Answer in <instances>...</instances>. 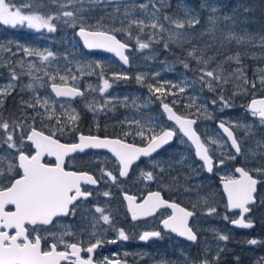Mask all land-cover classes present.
Segmentation results:
<instances>
[{"label":"snow or ice","instance_id":"6c2138e0","mask_svg":"<svg viewBox=\"0 0 264 264\" xmlns=\"http://www.w3.org/2000/svg\"><path fill=\"white\" fill-rule=\"evenodd\" d=\"M69 3L72 0H68ZM76 2L83 3V0H76ZM101 0H89V3H100ZM111 2V0H109ZM152 2V0H150ZM141 9L147 7L146 4H140ZM29 14H25V12ZM158 9H153L148 15L151 18V23L145 24L143 20H131V25H136L140 31L144 28H151L164 30V25L157 23L159 17L156 15ZM215 11V9H213ZM128 15V13H125ZM62 17L65 18V23L70 24L71 27L76 28L79 26L78 35L83 38L84 46L88 49H104L114 53L116 56L123 61L124 64L129 63V57L125 55V49L128 48V44L122 43L116 38L115 35L111 34L110 31H89L83 23L77 24V16L72 11H63ZM61 16H44L39 14L31 3L24 4L17 7L14 0H0V23L8 25L13 28L17 26H27L29 29H47L49 32L56 31L54 19H60ZM165 20H170L168 16L164 17ZM176 29H183L184 23L180 21H173ZM189 26L192 25L193 20L187 21ZM119 31V30H117ZM131 35V33H129ZM154 35V34H153ZM179 32L170 34L169 39L178 38ZM231 38V37H230ZM236 39H240L237 37ZM137 43L140 49L149 47L147 43H140L137 38ZM168 47L167 43L164 45ZM23 51L28 56H38L41 61H48L50 58H54V54L51 51H47V54L40 52L39 50H33L29 48H23ZM189 55H195L194 52H190ZM238 59V58H237ZM30 68H35V65L30 64ZM91 67V65H89ZM187 67V65H185ZM37 72L40 69H36ZM44 75L49 78L52 83L50 84L52 92L56 97H83L84 93L78 87L68 86V77L60 76L59 80L61 83H56L57 77L44 72ZM116 80L128 79L125 75L113 74ZM213 78L219 80L220 77H214L212 71L202 73L201 80L204 77ZM17 79L15 73L12 75V80ZM42 79L40 76L33 77L34 82H38ZM71 79L75 81L76 76H72ZM136 79L140 82L143 81L142 76H137ZM264 84V79L261 81ZM208 86L211 87V80L208 81ZM255 85L253 84V87ZM29 89L33 88V84L27 85ZM112 87L108 79L103 80L102 87L99 88L101 93H104ZM157 93L163 91V86L155 87L150 85L149 89ZM14 90L12 83L8 84L6 88H0V97L10 94V91ZM180 92H184V88L179 89ZM34 103L25 102L27 107L30 108H42L45 114H51V109L54 113L55 103H49V98L45 96L43 102L38 94L34 93ZM223 100V97H221ZM2 103V100H0ZM110 100H105L103 106L95 107L94 110L103 111L105 106L110 104ZM127 106V97L124 100ZM212 103H216L213 101ZM135 104V101H133ZM225 106H228V102H224ZM64 106L61 105V108ZM93 107V105H89ZM164 111L167 113L168 119L175 121L177 126L175 130H165L160 128L159 133H156V128L159 125L149 126L147 129L148 135H145L144 126L141 125L140 121L133 120L129 121L130 124L137 126L135 135L140 136L142 139H146L147 143L144 147H139L135 144L126 143L124 139L116 138H100L99 136H79V143L62 144L58 139H54L52 135H45L42 131H37L35 127L30 128V134L26 136V139L32 141L35 145V154L27 155L24 150L18 147L17 138L19 144H23L25 141L24 134V121H8L0 120V132H3V143L7 145L9 149H14L18 153V165L13 164L11 161L4 163L5 157L0 156V177H4L5 170L8 173L18 167L22 169V175L19 178L13 177L8 183H0V264H61V262H67V264H93L92 257L89 256L87 259L81 257L82 249L78 243H65L63 236L65 234L72 235L73 233L68 232L67 229L64 234L58 237L59 243L64 246L63 251H57V244L53 243L50 245L49 250L41 249V236L36 234L30 239L28 226H41L50 225L53 223L54 218H60L76 214L77 203L82 200H86L92 196L91 191L82 189L84 185H96L100 181L88 172H76L66 171L63 167L64 157L69 153H75L77 151L83 152L85 149H109L114 154L117 165H118V176L125 177L128 175L130 167L138 161L142 156L148 157L152 153L156 152L163 145L168 144L176 132L179 131L183 137L194 145L195 155L203 162L208 172L213 169V157L209 154V147L205 140H202L200 135L195 131L193 125L196 121L193 119L185 118L181 115H177L168 104L163 105ZM252 116L259 117L261 124H264V99L253 100L249 106ZM41 113L37 112V115ZM67 115V120L72 124L78 119V114L72 109L71 113H62ZM35 117H33V120ZM149 123L152 118H146ZM57 123L61 129L66 126V121L57 117ZM219 129H222V133L226 134L227 139L230 140V146L235 150L236 154H240L241 148L238 143L234 132L231 127L225 126V122H220L218 125ZM250 127L251 126H247ZM132 133H125V137ZM209 144H219L218 141L206 138ZM264 146V142H257V148ZM47 154L56 157V164L54 166L42 163V157ZM255 156V152L252 153ZM234 159L235 157H230ZM219 164H223L224 160L220 159ZM163 171V169H161ZM236 172L240 173L239 179L226 178L224 187L228 192V208L241 210L238 219L232 220L231 223L243 228H252V220L246 219V213L251 211L249 205L255 203L254 193L256 191V185L259 182L257 179L246 171L244 168H237ZM258 174H264V164L261 167L254 170ZM147 180H153V173L147 172L144 174ZM117 183V175H113L111 171L104 169L100 170V179ZM104 196H109V192H104ZM125 199L129 201V207L132 211V218L135 220L139 215H152V213L160 207H170L173 209V214L162 221L164 228L171 229V231L178 233L180 236L186 237L190 241H196L197 235L193 232L192 228L188 225V219L193 216V212L188 211L185 208H181L178 204L169 203L165 201L161 196L160 192L149 193L147 198L144 199L143 203L135 204L136 197L125 194ZM8 205H14V211H7ZM209 213H215V208H209ZM95 212L99 213V221H103L105 224H110V216L105 214V209L102 207H96ZM227 219V216H225ZM99 221H96L97 223ZM95 227V223L93 224ZM15 229L14 234H10L9 230ZM35 231V229H33ZM96 235V233H93ZM159 231L144 232L139 239L147 241L152 237H160ZM118 239L128 240L129 236L124 232L123 229L118 230ZM219 239L227 241L229 237L227 235H220ZM110 243H116L115 240L108 241ZM105 241L97 238L95 243L90 244L86 249L88 253H92L94 249L100 247ZM249 244L255 245L259 241L252 239L248 241ZM222 251V250H220ZM219 255L213 258V264L218 261ZM105 264H119V261L105 262ZM165 264V262H161ZM202 264H209L207 260L202 261Z\"/></svg>","mask_w":264,"mask_h":264},{"label":"flooded vegetation","instance_id":"af4514ba","mask_svg":"<svg viewBox=\"0 0 264 264\" xmlns=\"http://www.w3.org/2000/svg\"><path fill=\"white\" fill-rule=\"evenodd\" d=\"M195 2L200 6L203 4L202 0H195ZM68 83L77 86L75 82L69 81ZM78 86L82 87L88 95L89 92L86 91L85 85ZM30 93V91L13 92L3 101L5 105L8 98L13 97L18 100L19 105V99H21L17 121H24V124H29V127L24 131V143L22 145L19 144L18 138L17 142L18 147L22 148L27 155H34L36 151L34 143L26 139V136L30 134L31 127H35L37 131L44 132L45 135H52L62 144L79 143V133L121 138L125 142L141 147L147 143L146 139L135 135L136 131H123L116 124L107 125L102 115L100 116V122H96L94 120L95 112L88 108L81 110L79 106H85L80 103L78 98L74 100L59 99L51 93L56 100L68 101L78 108H74L75 111H79L75 124L67 120V115H62V113L70 114L71 110L69 109L57 107L54 113L50 109L51 118H49V114H45L44 109L27 107L24 101L30 99L32 102L34 100V95L31 96ZM162 101H165V99ZM37 112L41 114L37 115ZM33 117H35L34 120ZM57 117L66 121V126L62 129L57 123ZM0 120L11 123L15 121V116L14 118L2 116ZM165 128H168L167 123L163 129ZM197 130L202 140H205L209 147L210 154L215 159L214 173L210 174L206 171L203 163L197 159L193 145L178 132V138L181 137L182 140L177 139L171 147H166L153 156L140 159L131 166L128 175L125 177L118 176L117 161L114 154L110 151L90 149L83 152L69 153L64 157L63 167L66 171L88 172L100 182L96 185H81L82 189L91 191L92 196L77 203L74 216L54 218L53 223L50 225H26L32 234L29 238L31 239L32 236L39 234L41 236L42 250H49L50 245L56 243L57 251H63L64 246L59 243L58 237L64 234L67 229L68 232L73 234H65L63 236L65 243H78L82 249H85V251H81V257L87 259L91 256L93 264H105L106 261L114 262L117 260L119 264H161V262H165V264H202L204 260H207L209 264H213V258L217 255H219V259L215 264H264V174H258L252 169L254 164L260 165V163L254 159L251 161L245 159L244 142H242L239 134L235 131L241 152L236 154L230 147L227 155L235 158H231L232 160L230 161L224 160L223 164H219L218 161L220 159L217 156L218 151L215 150L214 144L207 142L206 138L208 136L200 129V126ZM125 133L132 134L125 137ZM3 136V132H0V151L3 154L2 156L6 158L4 163L11 161L13 164L18 165V153L14 149H9L3 143ZM225 141L230 146L228 141ZM184 151H186L187 158H184ZM168 155H174L178 159L176 167L179 173L168 172ZM56 162L55 156L45 154L42 157V163L44 164L54 166ZM239 166L251 171L253 176L261 180L256 195V202L250 206L251 211L245 215L246 219L250 218L255 223V226L248 230H235L231 227V221L238 219L241 211H230L228 198L221 184V181L226 180V178L237 179L239 174L235 170ZM101 169L111 171L113 175H117V183H112L107 178L101 180ZM147 172L153 173V180L146 179L144 174ZM173 174H176V178ZM19 175H22V169L18 167L13 173H8L5 170V175L0 177V180L8 183L13 177L19 178ZM183 176L186 178L184 179ZM187 179H190V185L187 183ZM104 192H109L110 195L104 196ZM154 192H160L165 201L182 205L194 213L189 221V226L197 234L196 241H189L178 236L171 229L164 228L162 221L173 214V210L170 207H160L152 215L143 218L135 220L132 218L125 194L136 197L135 201L140 203L147 194ZM200 196L206 197V200H201ZM187 197H191L193 203L187 200ZM215 202V213L210 214L209 211H201L200 207L203 203L210 206ZM96 207L105 209V214L110 216V224L99 221L100 214L95 212ZM6 210L14 211V205H8ZM216 213H219L222 218H213ZM225 216H227V219H225ZM96 221L99 222L97 223ZM94 223L95 227H93ZM202 223H205V225L213 223L214 230L212 232L207 230ZM217 228L224 229L221 232L229 237L227 241L219 239ZM119 229H123L129 236L128 240L118 239ZM151 231H159L161 236L152 237L147 241L139 239L144 232ZM14 232L15 229L9 230L10 234H14ZM93 233H96V235H93ZM97 238L105 241V243L94 249L92 253H88L86 249L90 244L95 243ZM252 239L259 241V243L255 245L249 244L248 241ZM112 240H115L116 243L108 242ZM61 264H67V262L62 261Z\"/></svg>","mask_w":264,"mask_h":264},{"label":"rangeland","instance_id":"374dc122","mask_svg":"<svg viewBox=\"0 0 264 264\" xmlns=\"http://www.w3.org/2000/svg\"><path fill=\"white\" fill-rule=\"evenodd\" d=\"M202 1L201 9L203 11L199 10L200 7L195 0H152V2L150 0H111V2L109 0H101L100 3H89V0H83V3L76 2V0H72L71 3L68 0H26L21 6L31 3L39 14L61 16V18L52 21L56 27L54 32H49L47 29L37 31L27 28L26 25L13 28L0 23V88H6L8 84L12 83L14 90H11L10 94L17 90L21 91L22 88L19 87V84L22 83L19 80L20 76H23V82H25L26 86L22 91H30L31 96L34 93L38 94L42 102L43 98L47 96L50 104L55 103V108H61V105H63L62 109L72 110L75 108L72 103L56 100L53 97L49 90V85L52 81L44 75V72L56 76L57 79L60 76H67L68 82L73 81L71 79L72 76H76L77 79L73 82L77 85H85L86 91L89 92L88 95L85 93L83 97L79 98V101L86 108L95 112L94 120L96 122H100V116L102 115L107 125L116 124L123 131L135 132L137 131V126L130 124L129 121L138 120L144 126L146 136L148 135L147 129L149 126L159 125L160 127L156 128V133L160 131V128H164L166 123L168 127L174 128L173 124L168 122L163 114L151 110L152 107H158L165 102L162 101L163 99H169L170 104L177 107L182 115L191 116L194 113L196 114L194 115L195 117L200 118V129L208 138L219 142L218 145L214 144L215 150L226 158L229 157L227 153L230 151V147L215 125L218 120H223L232 125L242 142H244L245 159L249 161L254 159L260 163V165H253L252 169L255 170L264 164V146L257 148L258 141L264 142V124H261L256 117L252 116L251 112L246 108L247 104L239 108H235V105L232 104L233 108L229 109L223 102L212 103L213 100L204 93L191 73L186 70H177V66L181 62L178 57L175 56L172 60L167 59L169 55L165 53V46L160 48L156 45L154 48L149 45L148 48L140 49L137 45V49L130 54V70L123 68L110 55H98L78 50L68 56H60L54 49L53 38L58 36V34L65 39V43L69 46L76 45L79 42L76 33L71 31L70 28L72 27L70 24L65 23V18L62 17L63 11H72L77 16V13L83 10L108 9L110 11H108L109 17L106 22L107 28L102 30L115 34L123 32L124 35L130 36L129 32L132 30V25L130 26L131 20H143L145 24H149L151 23V18L148 14L154 8L158 9L156 15L159 20L157 23L163 24L164 30L157 29L162 32L161 37L164 45L168 40L187 42L212 33L210 31L216 29L219 19H224L228 14L230 16L223 21L224 27L238 28L240 26L242 20L238 12L239 0ZM140 4H146L147 7L141 9L139 7ZM125 13H128V15H125ZM25 14L29 13L26 11ZM165 16L170 17L171 21L165 20ZM189 19L193 20L192 25L184 26L183 29H176L175 23H173V21H188ZM80 23L82 21L77 17V24L79 25ZM63 25L67 26L61 28ZM176 32L180 33L179 37L169 39L170 34ZM152 39L155 41L153 43H158L155 36ZM144 43L149 44V41ZM23 48L39 50L44 54H47V51H51L54 54V58H50L48 61H41L38 56L26 55ZM30 64L35 65V68H30ZM36 69H40V71L37 72ZM13 73L17 77L15 81L12 80ZM114 73L125 75L128 79L116 80L113 76ZM35 76H40L42 79L34 82L33 77ZM137 76H142L143 81H138L136 79ZM104 79H108L112 87L101 93L99 88L102 87ZM30 83L33 84L32 89L27 87ZM150 85L155 87L163 86V91L157 93L154 88L150 90ZM180 88H184L185 91L180 92ZM7 96L0 97V100L5 101ZM125 97H127V106L124 103ZM105 100H110L111 103L106 105L103 111L94 110L95 107L103 106ZM133 101H135V104H133ZM24 102L31 101L28 99V101ZM32 103H34V100H32ZM89 105H93V107H89ZM75 113L79 115L78 110ZM148 117L152 118L150 123L146 119ZM247 126H251L250 129ZM28 127L29 124H25L23 131L27 130ZM179 140H182V138L179 137ZM253 152H255V156L252 158ZM260 153L262 154L261 156H259ZM2 155L0 151V156ZM183 155L184 158H187L186 151L183 152ZM177 160L174 155H168L167 169L169 173L171 171L179 173L176 167ZM228 171L231 172L230 169ZM185 176H183L184 179L186 178ZM174 177L176 178V174ZM0 183H4V181L0 180ZM187 183L191 184L190 179H187ZM200 197L201 200H206V197ZM187 200L193 203L191 197H187ZM215 204L216 202L208 206L203 203L200 209L207 212L209 208H214ZM213 218L221 219L222 216L216 213ZM202 224L207 230L211 232L214 230L213 223H209V225ZM222 230L224 229L217 228L216 231L219 232V236L223 235Z\"/></svg>","mask_w":264,"mask_h":264},{"label":"trees","instance_id":"16d2710c","mask_svg":"<svg viewBox=\"0 0 264 264\" xmlns=\"http://www.w3.org/2000/svg\"><path fill=\"white\" fill-rule=\"evenodd\" d=\"M25 1L14 0L16 6H21ZM239 2L238 12L242 22L238 28L224 27L223 21L230 16L228 14L224 19H219L216 29L210 31L212 33L187 42L168 40V47L165 50V53L169 55L167 59L172 60L176 56L181 60L177 70H186L191 73L207 96L216 104L227 101L229 109L233 108L232 104L235 108L243 107L252 97L264 95V84L261 83L264 79V0H239ZM198 6L199 10L203 11L199 4ZM108 11L110 10L88 9L79 11L77 17L88 28L106 29ZM180 22H183L185 26L189 25L186 20H180ZM66 26L63 25L61 28ZM70 29L76 32L77 27ZM131 29L130 36L124 35L123 32H117V35L136 49L137 38L140 43L149 41V45L154 48L156 45L160 48L164 47L162 32L158 29L145 28L140 31L136 25H132ZM153 36L156 37L158 43H153L155 42L152 39ZM237 37L240 39H236ZM53 40L54 49L60 56H68L78 50L85 51L80 41L76 45L69 46L59 34ZM190 52H194L195 55H189ZM207 71H212L214 77L219 76L220 79L205 76L202 81L201 75ZM209 80L212 82L211 87L208 86ZM19 82L22 83L19 87L24 90L26 84L23 82V76H20ZM167 101L169 102V99ZM19 105L21 106V99H19ZM19 105L18 100L13 97H9L5 105L2 101L0 117L14 118L15 116V121H17V113H20L18 112ZM176 109L178 110L177 107ZM193 115L196 114H191Z\"/></svg>","mask_w":264,"mask_h":264},{"label":"water","instance_id":"95a60500","mask_svg":"<svg viewBox=\"0 0 264 264\" xmlns=\"http://www.w3.org/2000/svg\"><path fill=\"white\" fill-rule=\"evenodd\" d=\"M87 30H89V31H104V30H99V29H90V28H87V27H85ZM78 32H79V28L77 29V31H76V35H77V37L79 38V40H80V42L82 43V45H83V47L85 48V50H87V51H89V52H93V53H101V54H108V55H113L117 60H118V62L120 63V64H122L124 67H127V68H129L130 67V60H129V63L128 64H124L123 63V61H121L120 60V58L118 57V56H116L114 53H112V52H109V51H107V50H104V49H88V48H86L85 46H84V43H83V38L82 37H80L79 35H78ZM111 34H113V35H115L116 36V38L118 39V40H120L122 43H125L123 40H121L116 34H114V33H112L111 32ZM127 44V43H126ZM133 49V47L131 46V45H129L128 44V48L127 49H125V55H127L128 56V54H127V51H129V50H132ZM129 57V56H128ZM68 86H70V87H74V86H72V85H70V84H68ZM50 89H51V87H50ZM80 89V88H79ZM82 92H83V90L82 89H80ZM52 91V90H51ZM53 93V92H52ZM54 94V93H53ZM55 95V94H54ZM57 98H68V99H74V98H69V97H57ZM76 98V97H75ZM262 99H264V96H259V97H254V98H252L250 101H249V104H248V109L250 110V108H249V106L251 105V103H252V101L253 100H257V101H259V100H262ZM164 104H168L169 105V107H171L172 109H173V111L177 114V115H181L172 105H170L169 103H164ZM163 104V105H164ZM163 105H162V110H163V112H164V114L166 115V118L168 119V116H167V113L164 111V108H163ZM182 116V115H181ZM183 117H185V116H183ZM185 118H189V119H193V120H195L196 121V123H197V119L196 118H192V117H185ZM259 118V117H258ZM169 120V119H168ZM169 121H171V120H169ZM172 123H174L175 124V121H171ZM220 122H222V121H219L218 123H217V125H219V123ZM196 123H195V125H196ZM195 125H193V127H194V129H195V131L198 133V131L196 130V128H195ZM176 126V125H175ZM225 126H228L226 123H225ZM177 127V126H176ZM229 127V126H228ZM166 130H173V129H171V128H168V129H166ZM222 130V129H221ZM232 131H233V129H232ZM234 132V131H233ZM81 134H83V133H79V135H78V140H79V136L81 135ZM199 134V133H198ZM235 134V133H234ZM84 136H98V135H88V134H83ZM200 135V134H199ZM226 135V134H225ZM176 136V135H175ZM175 136L173 137V139L168 143V144H165V145H163L160 149H158L156 152H154V153H152V155L153 154H155V153H157L159 150H161V149H163L164 147H166V146H169L171 143H173V141H174V139H175ZM100 138H105V137H101V136H99ZM201 137V136H200ZM227 137V136H226ZM107 138H110V137H107ZM187 138V137H186ZM55 139V138H54ZM110 139H116V138H110ZM188 140V139H187ZM230 141V140H229ZM127 143V142H126ZM231 143V142H230ZM130 144V143H129ZM138 146V145H137ZM139 147H141V146H139ZM144 147V146H143ZM85 150H90V149H85ZM99 150H105V151H110L109 149H99ZM111 152V151H110ZM149 157V156H148ZM141 158H144L143 156L141 157ZM140 158V159H141ZM139 159V160H140ZM199 159V158H198ZM137 162V161H136ZM255 178V177H254ZM255 179H257V178H255ZM258 180V179H257ZM259 182H260V180H258ZM225 182L226 181H223L222 183L223 184H225ZM259 182L257 183V185H256V191H255V193L257 192V187H258V184H259ZM224 190H225V192L227 193V196H228V192L226 191V189H225V187H224ZM255 193L253 194L254 195V197H255ZM149 194H147V196H148ZM147 196L145 197V198H147ZM144 198V199H145ZM144 201V200H143ZM143 201L142 202H140V203H143ZM256 201V200H255ZM126 202H127V205H128V207H129V201L126 199ZM134 203L135 204H140V203H137L136 201H134ZM175 204H177V203H175ZM179 205V204H178ZM181 208H185V207H183L182 205H179ZM186 209V208H185ZM173 210V209H172ZM231 211H241V210H239V209H230ZM129 211H130V213H131V215H132V211H131V209H130V207H129ZM189 211V210H188ZM245 215V214H244ZM146 216H148V215H139L138 214V218H143V217H146ZM137 218V219H138ZM190 219H191V217L188 219V225H189V221H190ZM233 225V227H235L236 229H238V230H242V229H250V228H243V227H239V226H237V225H234V224H232ZM253 225H255L254 223H253ZM190 227V226H189ZM194 232V231H193ZM176 233V232H175ZM178 236H180L178 233H176ZM181 237H183V236H181ZM183 238H185V239H187L186 237H183ZM188 240V239H187ZM190 241V240H189Z\"/></svg>","mask_w":264,"mask_h":264}]
</instances>
